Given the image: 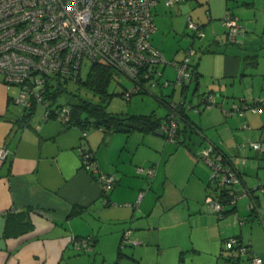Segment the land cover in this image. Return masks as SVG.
<instances>
[{
    "label": "crops",
    "instance_id": "1",
    "mask_svg": "<svg viewBox=\"0 0 264 264\" xmlns=\"http://www.w3.org/2000/svg\"><path fill=\"white\" fill-rule=\"evenodd\" d=\"M227 9L242 26L236 41H230L221 21ZM193 17L214 43L223 38L233 45L211 49L205 43L192 58L197 79L185 96L191 93L196 99L210 90L221 95L216 106L189 117L193 126L186 125L174 149L172 142L151 138L158 136L154 132H87L83 137L81 127L63 122L53 105L48 112L40 103L18 105L17 86L0 75V148L8 150L0 158V264H69L77 253L73 238L86 236L94 238L93 251L100 253L101 238H111L117 251L123 242L138 245L136 252H154L156 259L170 248L168 261L158 264H227L226 240L237 237L264 264V193L254 191L252 208L250 197L239 195L235 204H223L216 212L212 201L223 199L220 187L211 182V168L199 156L210 146L223 154L239 173L236 192L255 190L264 182V103L243 116L223 113L232 103L264 98V0H186L171 7L158 0L150 40L166 60L179 61L192 46L184 26ZM163 73L173 78L174 67L166 64ZM256 141L259 150L250 145ZM204 143L208 145L202 148ZM81 148L94 152L100 171L114 173L107 195L83 166ZM138 166L152 167L154 174H138ZM182 226L188 229L183 242L176 235ZM104 254L101 264L115 261Z\"/></svg>",
    "mask_w": 264,
    "mask_h": 264
},
{
    "label": "built area",
    "instance_id": "2",
    "mask_svg": "<svg viewBox=\"0 0 264 264\" xmlns=\"http://www.w3.org/2000/svg\"><path fill=\"white\" fill-rule=\"evenodd\" d=\"M186 0H163L166 7ZM158 0H0V75L4 82L17 86L14 101L24 108L34 104H43L48 112L47 81L49 76L56 77L52 82H66L75 79L81 66L86 62H102L113 67L120 76L130 81L129 87L123 88V97L127 100L135 94L149 93L151 88L158 90L156 98L163 90L172 87L174 91L192 81L191 56L193 46L186 48L183 57L177 61L166 60L160 50L151 43V34L155 30L153 8ZM230 41H236L242 26L237 16L228 9L221 18ZM187 26L195 37H203L202 27L188 19ZM170 64L175 75L164 77L163 67ZM216 91L207 92L199 97L195 106L186 103L184 97L178 101L171 98L168 112L159 128L169 142H177V129L180 126V106L186 110L199 112L216 106ZM264 103V98L249 102L232 103L224 109L225 115L244 112H257ZM53 110L65 123L70 120V106L55 104ZM87 128L82 130L86 137ZM251 147L259 150L261 144L252 142ZM8 150L0 148V158L7 156ZM91 150L81 148L83 166L94 174L101 185L102 193L107 195L114 187V173L99 170L96 161H91ZM199 156L211 168V180L226 186L230 204H235L237 197H250L249 208L254 205V191L264 193V182L255 190L245 189L236 192L240 183L236 168L228 165L223 154L215 152L213 147L203 148ZM154 168L138 166V174L152 176ZM212 201V198L208 199ZM105 201V199H104ZM214 210L221 212L220 201H212ZM125 237V238H124ZM123 240L126 239L125 234ZM76 252H88L93 249L90 236L76 237L72 240ZM227 264H238L242 256L244 264H262L260 256L251 251L250 246L237 237L226 240Z\"/></svg>",
    "mask_w": 264,
    "mask_h": 264
},
{
    "label": "rangeland",
    "instance_id": "3",
    "mask_svg": "<svg viewBox=\"0 0 264 264\" xmlns=\"http://www.w3.org/2000/svg\"><path fill=\"white\" fill-rule=\"evenodd\" d=\"M201 19V18H199ZM192 21H197L198 23H200V21H198V19L196 17L192 18ZM184 30L187 33L186 38H188L189 40V44H192L193 48L196 50V52L191 56V59L193 58V61L197 59L198 57V53L200 51L203 50V48H201L205 43L208 44V47H210L211 49L214 48H221L222 45L226 44V45H233L230 42H225V40H223V38H220L218 43H214L213 40L214 38L211 37L212 35H210L208 33V31H206V29L203 28V32L206 35L205 38L201 37H195L193 35V30L190 29L187 25L184 26ZM160 31V30H159ZM158 33L156 34L157 37ZM176 34L173 33V38ZM159 36V35H158ZM170 39L168 38V42H169V49H170V54L173 52V45H174V41L172 42ZM189 44H187L186 46H188ZM185 46V47H186ZM186 50V49H185ZM182 54V57L184 55V52ZM195 55V56H194ZM181 57V58H182ZM90 61H86L80 69L79 74L76 76L75 79H69L66 82L63 83V87L65 88V91H63L57 98L56 103L57 104H68V103H79L82 101H90V102H96V103H104L106 104L107 107V111L112 112V113H149L151 112V110H155L156 113L158 115H163L165 112V107L163 106V104H161L155 95L158 94V90H156L155 88H151L149 91V93H141V94H135L133 96H131V98L129 100H127L125 97H123L122 94V86L124 87H129L130 86V81L125 77V76H120L121 78V82H122V86L120 84L117 83L116 80H113L109 87H108V92L112 93L113 95L111 96L108 104L107 102H103V100L101 99L100 95L94 93L93 91H91V89L87 88L83 83H80V80H84L85 76L89 70L90 67ZM79 79V80H77ZM194 86V82H192L191 87L189 88L190 91L192 90ZM172 90V87H168L166 89L163 90V94L165 95H169L170 91ZM189 91V92H190ZM217 95V99L220 97L221 94H219L220 92L216 90ZM175 94V95H174ZM172 97H167L165 96L168 100L170 98H173L174 101H178L180 99V97L178 96L179 91L176 90L174 92ZM191 93L187 94L186 97V103H188L191 99ZM197 98V97H196ZM192 103H195L196 99H191ZM187 114L189 117L193 118L194 116H196V113L194 112L193 109H190L187 111ZM102 128H97L95 126H93L92 124H89V127L87 128V132H89V134H104L102 131ZM111 134V133H109ZM108 134V135H109ZM135 135H131V140L135 141V137L133 136H137V133H134ZM115 136H120L121 138H124L126 135L124 134H119L116 133ZM151 138H159V140L162 141V144H171L169 143V141H167L165 139V137L163 136H153L150 135ZM117 138V137H116ZM183 135L181 136L180 140H183ZM193 139H198L197 136H193ZM187 139V138H185ZM168 142V143H167ZM175 144H177V142H173L172 146L174 149ZM208 145V143H204L202 148ZM201 148V149H202ZM146 149L142 148V151H145ZM167 151V150H166ZM138 152L140 153V149L138 150ZM146 152V151H145ZM166 157V155L164 156V158ZM163 158V159H164ZM163 168V163L160 165L159 170L161 171ZM257 194H260L257 191ZM188 229L187 226H182L179 227L177 230V238L179 240H181L182 242L186 240V235H187ZM98 246L103 249V251L98 252V251H93V249L91 251L88 252H80V253H75L72 255V259L70 260L69 264H101L102 262V255L104 254L106 257H109L111 259H113L114 257L116 258V260H118L117 264H137L136 261H139L140 264H158L162 261V259L165 262L168 261L169 255H170V248H164V254L163 256H161V254L159 255L160 259H156L157 254L152 252V253H148V252H136L135 248L138 247V245H132V244H128V243H122L121 247L119 248L120 250V254L118 256V251L116 248V244L114 243L113 240H111V238H101V240L98 241ZM118 247V246H117ZM153 250V249H152ZM115 261L113 260V262H109V264H115ZM65 264V263H63ZM68 264V263H66Z\"/></svg>",
    "mask_w": 264,
    "mask_h": 264
},
{
    "label": "trees",
    "instance_id": "4",
    "mask_svg": "<svg viewBox=\"0 0 264 264\" xmlns=\"http://www.w3.org/2000/svg\"><path fill=\"white\" fill-rule=\"evenodd\" d=\"M192 81L195 82L197 79V72L195 70V65L192 64ZM119 76V73L111 66L102 63V62H92L90 64L89 70L85 76L84 80H80V83H83L87 88L91 89L94 93L100 95L103 102H109L112 93L108 92V87L110 83L113 80L117 81V78ZM52 79L55 80L56 77L49 76V80L47 81V96L46 98L49 100V105H53L54 107L57 106L55 104L58 96L65 91V88L63 87L64 82H52ZM79 80V79H77ZM67 81V80H66ZM190 82V84L192 83ZM190 84H186L183 87H181L179 90L180 94H182V97L186 99V96L184 94L185 89H188ZM122 86V83H121ZM124 88V86H122ZM214 90H210L207 92H213ZM174 90L172 89L170 91L169 95H165L163 93H160V96L157 98V100L163 104L166 107V113L165 115L159 116L155 110H152L149 113H112L107 111L106 104L104 103H96V102H90V101H82L79 103H68L70 106V120L68 123L78 125L81 127V129H86L89 127V124H92L93 126L97 128H102V131L104 133V136H107L109 133L113 132H123V133H129L131 131L137 130L140 132H154L157 130L162 123V121L166 118L167 112H168V102L171 99H167V97H172L174 94ZM201 93L198 94L195 103H192V106H195L199 100V97H201L203 94L207 93ZM123 94V90L122 93ZM190 103L192 100L190 99ZM218 104V101L216 105ZM190 110V109H189ZM203 109H200L202 111ZM186 109L180 106L179 108V115L181 122L179 123L180 126L177 129V142L180 141L181 133H183L186 130V125L193 126L191 120L189 119V116L187 114ZM195 112V113H199ZM195 127V126H194ZM196 131L197 128L195 127ZM92 154L90 156L91 161H95V154L93 151H91ZM212 183H215L218 185L216 181L211 180ZM220 187V196L223 198L220 200V202L223 204H228L229 206H232L233 204H230V198L229 195L226 193V186L225 185H218ZM236 191V190H235ZM224 206V205H223ZM78 210H81V208H78ZM224 212V211H223ZM92 238V237H91ZM94 242V238H92ZM121 244V242H120ZM120 254V250H118V256Z\"/></svg>",
    "mask_w": 264,
    "mask_h": 264
},
{
    "label": "water",
    "instance_id": "5",
    "mask_svg": "<svg viewBox=\"0 0 264 264\" xmlns=\"http://www.w3.org/2000/svg\"><path fill=\"white\" fill-rule=\"evenodd\" d=\"M155 134H158V135H163V132L160 128H158L157 130L154 131Z\"/></svg>",
    "mask_w": 264,
    "mask_h": 264
}]
</instances>
